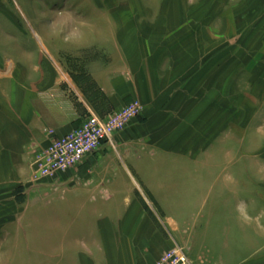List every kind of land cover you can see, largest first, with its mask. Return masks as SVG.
I'll list each match as a JSON object with an SVG mask.
<instances>
[{"label": "crops", "instance_id": "obj_1", "mask_svg": "<svg viewBox=\"0 0 264 264\" xmlns=\"http://www.w3.org/2000/svg\"><path fill=\"white\" fill-rule=\"evenodd\" d=\"M71 11L34 27L31 48L0 24V249L33 228L35 264H153L186 207L211 206L219 223L229 205L227 255L256 249L226 264H264V0H82ZM133 100L140 114L113 146L57 187L30 183L53 135Z\"/></svg>", "mask_w": 264, "mask_h": 264}, {"label": "rangeland", "instance_id": "obj_2", "mask_svg": "<svg viewBox=\"0 0 264 264\" xmlns=\"http://www.w3.org/2000/svg\"><path fill=\"white\" fill-rule=\"evenodd\" d=\"M1 1L6 9L5 11L8 13L5 16L0 13L1 17L4 16L0 24H3L7 28L5 33L12 38L24 41V44H27L29 48L38 45L34 37V27L36 28L40 25L50 26L52 23L65 22L67 18L72 20L71 10L77 8L82 3V0ZM12 23H17L19 26L17 28L16 26L13 27ZM34 192L40 196L45 195L50 190L42 188ZM175 208L176 210L179 209V207ZM211 209V206L186 207L188 220L183 223L178 222L179 230L177 227H174L175 225L169 230L173 244L177 243L184 249L190 257L192 264H217L216 261L219 264L220 262L226 264L227 258L237 262L246 259L256 249L253 243H246L244 246H239L237 243L231 253L227 255L226 252L228 239L224 231L228 228V224L225 221V217L228 212V215L231 214L233 207L221 205L219 223L211 222ZM236 209L238 208L236 207ZM156 213L160 215L158 210ZM213 230L223 231L222 236L212 238L211 233ZM33 232L34 229L31 228L28 231L26 229L27 236H24L22 232L20 238L12 236V240L6 242L4 247L0 249V264H35L36 257L39 255L35 251ZM240 240L242 239L237 238V241L240 242ZM39 259H41L40 256Z\"/></svg>", "mask_w": 264, "mask_h": 264}, {"label": "built area", "instance_id": "obj_3", "mask_svg": "<svg viewBox=\"0 0 264 264\" xmlns=\"http://www.w3.org/2000/svg\"><path fill=\"white\" fill-rule=\"evenodd\" d=\"M140 111V103L133 100L107 116L90 112L65 134L53 135L47 146L36 153L30 183L38 187H57L62 182V175L88 155L105 144L113 146V137L137 118ZM153 264H192V261L184 249L174 243Z\"/></svg>", "mask_w": 264, "mask_h": 264}]
</instances>
